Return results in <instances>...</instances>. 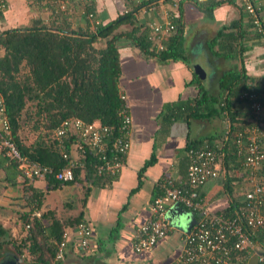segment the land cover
Instances as JSON below:
<instances>
[{
  "label": "crops",
  "instance_id": "1",
  "mask_svg": "<svg viewBox=\"0 0 264 264\" xmlns=\"http://www.w3.org/2000/svg\"><path fill=\"white\" fill-rule=\"evenodd\" d=\"M251 1L259 8L257 18L264 25V0ZM83 2L93 7L91 24H105L133 11V24L120 26L119 33L141 27L151 34L154 25L173 24L175 30L164 35V46L179 27L176 49L171 48L176 51L163 59L152 44L153 55L129 39L118 42V87L132 120L130 150L118 174L95 173L92 179L80 174L72 184L56 187L48 179L21 178L16 164L11 160L3 162L7 158L0 155V228L11 239L20 240L34 220L43 229L49 226L44 215L47 212H54L60 222L65 220L64 216L68 219L81 215L92 229L90 247L81 250L70 236L64 250L65 264H171L197 216L180 206L183 211L170 217V208L167 218L171 230L146 252H133L134 233L150 217L151 204L159 196L162 182L184 180L188 145L203 141L204 146L222 139V113L206 105L196 114L194 100L200 93L217 100L221 79L229 73L244 74L252 86L264 87V36L256 32L254 17L244 10L240 0H178L177 5L172 0ZM23 4L22 0H9V9L0 21L1 29L27 26L37 17L44 19L38 7ZM83 11L81 16L71 15L72 29L84 27ZM235 107L241 117H247L245 103L237 102ZM217 168L218 176L201 186L198 194L211 212H225L234 200L243 202L250 186L242 178L243 171L228 172L222 160ZM34 193L39 200H32ZM64 208L71 213L67 214ZM263 248L258 236L256 249L259 252ZM11 251L13 248L4 246L1 255L14 256ZM246 264H259L256 255L250 256Z\"/></svg>",
  "mask_w": 264,
  "mask_h": 264
},
{
  "label": "trees",
  "instance_id": "2",
  "mask_svg": "<svg viewBox=\"0 0 264 264\" xmlns=\"http://www.w3.org/2000/svg\"><path fill=\"white\" fill-rule=\"evenodd\" d=\"M69 4L67 3L65 9L61 10L58 3L37 0L35 5L43 7L44 11L46 8L50 12V21L45 22L44 19L37 17L30 20L27 26L5 30L0 28V50L2 51L0 96L5 107L4 114L8 121L10 135L23 155L53 168L54 171L60 170L67 164V160L62 157V152H67L69 156L71 152L72 138L66 139V144L61 148L55 136L56 128L64 120L80 119L86 123L96 122L109 127L114 136L116 135L120 123L118 111L124 106L118 87L120 77L118 42L120 39H129L142 50L149 51L152 55L155 53L148 39L150 34L146 30H141V27H132L127 32L117 31L122 25L133 24V11H127L105 24L95 25L91 24L87 18L88 14H94V12L93 7L86 2L82 13L84 27L72 29L70 26L72 10ZM261 26L262 34L256 32L264 36V25ZM176 31H180L179 27ZM177 32L171 38V42L157 52L161 58L164 59L165 56L176 51H172L171 48L176 49ZM98 44L101 46L97 47ZM22 70L25 72L24 75L21 74ZM219 86L221 94L217 100L204 92L200 93L199 98L194 100L198 108L195 111L198 115L199 110L206 105L218 114H221L223 110L226 111L231 129L230 137L233 138L232 134L241 133L250 126L249 110L247 117H241L240 110L235 105L237 102L245 103L239 95L249 90L252 84H249L244 74L229 73L221 79ZM255 87L260 91L264 90L262 86ZM260 100L264 105V99ZM215 105H217L216 108H214ZM203 144V141L199 144L191 143L187 149L202 148ZM236 151L235 143L230 140L221 160L228 172L243 171L245 177L242 178L246 180L248 170L241 167ZM5 161L10 162L8 159H4L3 162ZM153 161L154 158L150 163ZM92 163H96L94 156L87 155L85 168H76L71 182L62 183L52 176L45 179L56 187L72 184L80 174L85 175L86 179L89 177L92 179L96 177ZM226 183L230 188L228 179ZM34 194L35 196L31 195L32 200H39V195ZM243 206V202L234 200L224 213L233 215ZM44 215L50 221L49 226L43 229L41 223L34 220L27 234L20 240L11 239L6 231L0 228V258L4 246H8L13 248L11 254L20 258L23 264H65L64 261H55V242L62 239L63 231L67 227H73L81 222L82 217L79 215L60 222L54 217V212H47ZM5 251L7 253V250ZM24 254L27 258L22 259L21 256Z\"/></svg>",
  "mask_w": 264,
  "mask_h": 264
},
{
  "label": "built area",
  "instance_id": "3",
  "mask_svg": "<svg viewBox=\"0 0 264 264\" xmlns=\"http://www.w3.org/2000/svg\"><path fill=\"white\" fill-rule=\"evenodd\" d=\"M27 1L35 3L37 0ZM43 1L58 3L63 10L69 0ZM172 1L177 5L178 0ZM240 2L244 10L254 17L256 31L262 34L263 28L257 18L259 8L251 0H240ZM7 9L8 0H0V21ZM92 17V14L87 16L89 20ZM93 24L96 25L99 22H93ZM174 30L175 26L171 23L165 26L154 25L148 37L153 48L157 51L163 50L164 35ZM239 98L243 99L248 106L250 126L241 133L232 134L233 138L230 137L229 119L227 112L223 110L225 128L222 139L220 142L206 144L202 148L191 147L187 150L188 166L184 180L175 182L172 179H166L162 182L160 194L151 204L150 217L134 233L133 252L149 251L159 239L168 234L171 225L167 212L175 204H179L196 214L197 218L190 230L184 234L181 251L171 264H246V260L252 255H256L259 264H264V248L259 252L256 249L258 236L264 245V168L262 167L264 163V105L260 100L264 99V90L260 91L254 85L242 92ZM120 99L124 102V106L118 111L120 123L115 136L107 126L96 122L86 123L80 119L64 120L56 128L55 136L61 148L66 144V139L72 138L73 141L70 145L72 158L63 151L62 157L67 160V164L60 170L54 171L53 168L28 158L18 150L10 135L8 121L4 114L5 107L0 96V155L13 161L19 176L30 181L52 176L62 183L71 182L74 179V170L85 168L87 155L94 156L96 160V163H92V167L97 176L116 175L125 165V158L130 150L132 127L131 116L123 94H120ZM230 140L236 145V154L240 158L241 167L248 170L246 181L250 186L244 194V206L233 215L211 212L197 192L199 187L218 176L217 164L224 157L225 148ZM29 226L27 225V228ZM70 236L74 237L81 250H87L90 247L92 229L83 221L65 229L62 239L55 242V261L64 260V250Z\"/></svg>",
  "mask_w": 264,
  "mask_h": 264
},
{
  "label": "rangeland",
  "instance_id": "4",
  "mask_svg": "<svg viewBox=\"0 0 264 264\" xmlns=\"http://www.w3.org/2000/svg\"><path fill=\"white\" fill-rule=\"evenodd\" d=\"M22 1H24V3L25 4H23L24 6H28L29 8L30 7H32V6H35V7H38L39 9H38V13L39 14H43V16H44V19H45V22H48V21H50V19H49V16H50V12H46V11H44V9H41V7L40 6H36L35 5V3H31V2H29V1H27V0H22ZM84 1V0H83ZM82 0L81 1H78V0H75V1H73V0H70V2L68 1V3H70L69 4V6H70V8H71V10H72V15H78V16H81V11H83L84 10V2H83ZM42 6V5H41ZM76 7V8H75ZM35 13H36V11H35ZM38 15V14H37ZM20 27H22V26H20ZM97 47H99V46H101V44H98V45H96ZM20 73V72H19ZM21 74L22 75H24L25 74V72H24V70H22L21 71ZM64 211H66L67 212V209L66 208H64ZM68 213H71L70 211H68L67 212V214ZM73 216H76V213L73 211ZM64 218H65V220H66V216H64ZM31 228V226H29V229ZM69 228V227H68ZM29 229H26V230H29ZM26 252V251H25Z\"/></svg>",
  "mask_w": 264,
  "mask_h": 264
},
{
  "label": "water",
  "instance_id": "5",
  "mask_svg": "<svg viewBox=\"0 0 264 264\" xmlns=\"http://www.w3.org/2000/svg\"><path fill=\"white\" fill-rule=\"evenodd\" d=\"M182 211L183 209L180 207V205L175 204V206L169 210L170 217H172L173 214H176V212H182ZM0 264H23V263L21 259L16 256L2 255V257L0 258Z\"/></svg>",
  "mask_w": 264,
  "mask_h": 264
}]
</instances>
